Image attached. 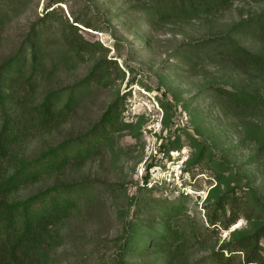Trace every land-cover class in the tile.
I'll return each mask as SVG.
<instances>
[{"label": "rangeland", "instance_id": "374dc122", "mask_svg": "<svg viewBox=\"0 0 264 264\" xmlns=\"http://www.w3.org/2000/svg\"><path fill=\"white\" fill-rule=\"evenodd\" d=\"M263 12L264 0H231L215 12L169 8L162 0H0V65L33 25H50L40 35L34 79L23 90L33 103L94 72L97 82L52 134H32L19 152L29 157L113 118L91 157L47 174L49 184L85 182L90 189L56 221L53 246L39 264H115L129 229L160 220L173 204L166 241L128 264H211L214 250L264 226V109L255 103L264 95V74L228 48L219 56L198 49L200 41L214 40L258 49L257 39L239 28ZM69 24L88 42L81 54L64 42ZM33 189L20 185L12 197ZM235 193L249 209L228 229L210 225L208 215ZM225 212L230 216L229 207Z\"/></svg>", "mask_w": 264, "mask_h": 264}, {"label": "trees", "instance_id": "16d2710c", "mask_svg": "<svg viewBox=\"0 0 264 264\" xmlns=\"http://www.w3.org/2000/svg\"><path fill=\"white\" fill-rule=\"evenodd\" d=\"M162 1L169 8L210 12L226 9L231 3V0ZM74 22L80 24L81 20L74 17ZM49 28L45 21L33 25L19 50L0 65V264H39L48 255L54 243V224L64 211L79 203L90 186L85 182L63 183L61 180L49 184L47 174L62 171L70 163L91 157L99 149L107 125L113 123L112 117H104L101 125L87 134L56 144L47 143L29 157L19 152V146L21 148L32 134H52L91 95L94 83H97L94 72L78 85L48 92L37 103L23 92L33 81L39 66L40 35ZM79 29L78 25L69 24L64 42L71 51L81 54L88 49V42L79 34ZM239 33L253 35L259 43L258 49L243 46L236 40L200 41L198 49L208 56H219L228 48L237 61L264 74V12L243 23ZM181 53L187 58L189 50L182 48ZM226 92L233 99L242 97L237 91ZM255 103L264 109V95L260 94ZM23 184L32 186L33 191L24 197H12V193ZM147 203L146 198L142 200V210ZM174 205L164 208L160 220L143 219L139 221V227L132 226L115 264H128V258L153 254L156 245L160 244L157 241H166L171 234ZM219 205L222 211L208 215V222L210 225L221 222L224 229L237 222L249 209L245 197L236 193L224 196ZM226 207L230 209V216L225 212ZM161 231L165 234L160 235ZM210 259L211 264H264V226L250 235L224 243L219 250L212 252Z\"/></svg>", "mask_w": 264, "mask_h": 264}]
</instances>
